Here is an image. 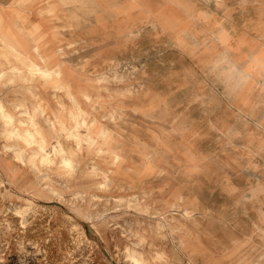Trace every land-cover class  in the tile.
<instances>
[{
  "label": "rangeland",
  "instance_id": "rangeland-1",
  "mask_svg": "<svg viewBox=\"0 0 264 264\" xmlns=\"http://www.w3.org/2000/svg\"><path fill=\"white\" fill-rule=\"evenodd\" d=\"M53 4L75 103L0 32V264H264V0Z\"/></svg>",
  "mask_w": 264,
  "mask_h": 264
},
{
  "label": "crops",
  "instance_id": "crops-1",
  "mask_svg": "<svg viewBox=\"0 0 264 264\" xmlns=\"http://www.w3.org/2000/svg\"><path fill=\"white\" fill-rule=\"evenodd\" d=\"M53 2L54 0H0V32L5 39L14 43L19 51L25 54V58L26 60L28 59L27 62L29 61V65H33L34 69L37 68L38 70H41L45 76H50L51 74V77L46 79L39 72L38 77L40 79L44 82H48L50 86L57 85L64 88L69 99L74 102L75 99L70 92V86L67 83L61 84L58 80H56L55 74L58 70L48 67L47 63L45 64L46 57L39 56L38 54V27L43 29L47 22L50 23L49 20L52 18V15L55 12L58 13L56 10L57 7L53 4ZM12 45L13 44L10 43L9 47L11 49ZM6 55L7 52L1 54V56ZM30 57H37L38 62H41V64L31 61L29 59ZM7 68L8 67L6 66L5 70ZM5 73H8V71L6 70ZM27 73H29L28 70ZM36 105H39V115L43 114V107L40 104ZM51 115L53 119L48 117L45 119L49 122L52 128H54V122L59 123L60 128L64 127L63 123L58 120L55 113L52 112ZM69 116L75 120L74 114L71 112H69ZM39 130L42 132L40 127Z\"/></svg>",
  "mask_w": 264,
  "mask_h": 264
},
{
  "label": "bare ground",
  "instance_id": "bare-ground-1",
  "mask_svg": "<svg viewBox=\"0 0 264 264\" xmlns=\"http://www.w3.org/2000/svg\"><path fill=\"white\" fill-rule=\"evenodd\" d=\"M43 74H44V73H42V75H43ZM46 75H47V74H46ZM6 119H7V118H6ZM136 257H137V256H136ZM136 257H135V258H136ZM136 261H137V260H136ZM132 262H133V261H132ZM138 262H140V261H138Z\"/></svg>",
  "mask_w": 264,
  "mask_h": 264
}]
</instances>
